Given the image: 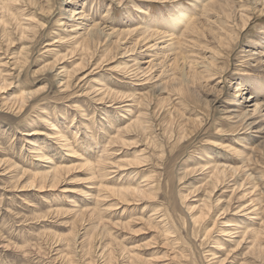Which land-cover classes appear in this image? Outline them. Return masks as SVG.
Segmentation results:
<instances>
[{"label": "rangeland", "instance_id": "obj_1", "mask_svg": "<svg viewBox=\"0 0 264 264\" xmlns=\"http://www.w3.org/2000/svg\"><path fill=\"white\" fill-rule=\"evenodd\" d=\"M199 1L0 0V264H264V0Z\"/></svg>", "mask_w": 264, "mask_h": 264}, {"label": "bare ground", "instance_id": "obj_2", "mask_svg": "<svg viewBox=\"0 0 264 264\" xmlns=\"http://www.w3.org/2000/svg\"><path fill=\"white\" fill-rule=\"evenodd\" d=\"M202 1V0H201ZM199 1V2H201ZM204 2L206 0H203ZM195 3V2H194ZM198 3V2H197ZM202 4V3H200ZM212 4L207 2L206 4L204 3V5H202V8L204 11H207V8L210 7ZM196 8V7H195ZM199 11V10H198ZM197 11V12H198ZM204 13V12H203ZM71 15H72V12H71ZM83 15V13H82ZM81 17H84L82 16ZM243 16V15H242ZM243 18V17H242ZM84 19V18H83ZM196 21L198 22L197 20V13H196V10L193 9L191 12L189 10H186V9H183L181 7H178L177 10L175 11L174 14H171L169 15L168 18H166L164 24H162V31L159 32V30L157 29L158 27L156 25H152V28H153V32L154 34H159V33H163L164 36H166L168 39L167 40V49L166 50H170V51H174L172 52L173 53V57H174V61L178 60L179 57L180 59L182 60L183 62V65L180 66V70H179V77L182 79V81L184 82H187V73L185 71V68H184V65L185 64H189L190 65V68H194L196 69V66L198 65L197 62H193V61H188L186 59V56H184L183 54L181 55L180 53L182 52L180 50V44H181V41L183 40V38L185 36H187L188 33L192 32L193 30H195L196 27ZM79 23V22H78ZM200 23V22H199ZM244 24V23H243ZM79 25V24H78ZM84 26V25H83ZM102 26V25H101ZM81 27V26H80ZM106 27V26H105ZM77 28V27H76ZM182 28V30L180 31V34L177 35V33L179 32V30ZM104 28L100 27V24L99 23H93V24H85V29H84V34H85V38L86 40H89L91 43H92V40L95 36H100V35H105L104 31H103ZM108 29V27H107ZM75 30V29H74ZM72 30V31H74ZM109 30V29H108ZM150 31V30H149ZM83 32V31H82ZM109 32H112V31H109ZM150 33V32H149ZM109 34V33H108ZM153 34V35H154ZM192 34V33H191ZM193 35V34H192ZM102 36V37H103ZM158 37V36H157ZM156 37V38H157ZM97 38V37H96ZM106 38V37H105ZM99 40V39H98ZM165 40V41H166ZM154 45H157V44H154ZM154 48V47H153ZM180 50V51H178ZM180 54V55H179ZM186 67V66H185ZM206 70H211L212 68L207 66L205 67ZM1 71V70H0ZM195 73L196 70H195ZM2 75V74H1ZM5 77L1 78V81L2 83L1 84H4L5 83ZM189 81V80H188ZM186 84V83H185ZM188 84V83H187ZM186 84V85H187ZM68 85H65V87H67ZM246 87L244 86V84H240L237 88H236V91H242L244 90ZM237 92V93H238ZM242 95V94H241ZM244 98V97H243ZM249 99V97H247ZM252 99V98H251ZM23 101V100H22ZM252 113H255V112H260L261 111V107L259 102H255L252 106ZM230 113V112H229ZM243 115H247V112L246 110H244L243 112ZM233 114V113H232ZM235 114V113H234ZM231 115V114H230ZM249 116V115H248ZM247 116V117H248ZM246 117V118H247ZM244 119V118H243ZM242 119V120H243ZM251 123V122H250ZM248 125V124H246ZM53 133V132H52ZM59 136L58 134L54 135V137H57ZM27 141V140H26ZM68 145V144H67ZM66 145V146H67ZM70 146V145H69ZM38 152V151H37ZM44 154H40V156L38 157V159L40 157H43ZM45 158V157H44ZM42 159V158H41ZM231 170L232 172L231 173H236L237 171L233 168H230V167H227L225 165L222 166V169L220 168H217L216 169V173L224 176V173H225V170ZM218 182V181H217ZM217 186V183L215 182L214 185L212 186L213 188H215ZM255 208H253L252 210H254ZM232 224L230 223V225L228 226H231Z\"/></svg>", "mask_w": 264, "mask_h": 264}]
</instances>
